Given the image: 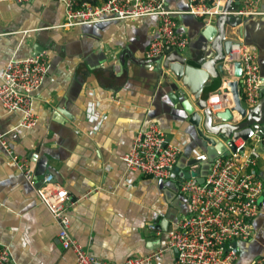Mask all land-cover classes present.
I'll use <instances>...</instances> for the list:
<instances>
[{
    "label": "crops",
    "instance_id": "obj_1",
    "mask_svg": "<svg viewBox=\"0 0 264 264\" xmlns=\"http://www.w3.org/2000/svg\"><path fill=\"white\" fill-rule=\"evenodd\" d=\"M64 1L0 0V70L14 56H33L36 46L50 60V70L35 95L34 109L40 117L36 127L16 132L22 116L7 113L0 105V133L7 135L18 160L30 161L38 176L34 183L28 182L0 146V243L10 246L19 264L75 263L74 255L60 246L58 226L38 195L44 177L52 174L70 194L71 232L86 250L108 262L125 264L129 258L162 249V258L150 264H175L176 251L167 250L166 239L150 227L155 225L161 232L174 229L187 214L186 199L174 180L157 181L127 171L122 160L137 134L151 123L159 124L182 150L177 177L186 174L190 161L204 151L170 104L171 89L158 78L156 65L146 59L158 36L159 19L62 28ZM167 5L173 11L188 9L187 0H167ZM260 10L264 17V0ZM201 21L190 17L183 25L177 19L176 31L193 38L177 56L199 55L195 44ZM79 78L80 88L75 83ZM215 87L212 82L206 92L213 93ZM72 91L76 97L71 101ZM90 91L97 101L98 124L88 118ZM188 100L197 108L191 92ZM206 164L201 163L192 175L206 176Z\"/></svg>",
    "mask_w": 264,
    "mask_h": 264
},
{
    "label": "built area",
    "instance_id": "obj_2",
    "mask_svg": "<svg viewBox=\"0 0 264 264\" xmlns=\"http://www.w3.org/2000/svg\"><path fill=\"white\" fill-rule=\"evenodd\" d=\"M25 4L33 0H14ZM188 13L203 20L205 26L214 25L223 15L241 20L260 17L262 0H240V5L225 11L226 1L187 0ZM65 23L62 28L93 25L110 20H131L156 17L160 25L158 36L152 40L146 51V59L165 57L169 49L183 52L188 49L191 40L176 31L177 17L180 11L169 9L167 0H101L93 5L87 0H65ZM223 7V8H222ZM240 62L243 76L240 80V100L249 110L260 101L262 79L258 64V51L240 40L225 62V82L213 94L208 107L215 114L232 110V94L227 82L233 79L234 63ZM50 70L49 55L29 56L18 59L15 56L0 70V105L7 113H20L21 122L16 132L36 127L40 117L34 109L35 95L44 83ZM228 89V90H226ZM90 122H99L95 115L97 101L93 91L88 93ZM94 112V113H93ZM234 115L239 118L237 113ZM97 129L99 128L96 125ZM95 127L93 130H97ZM0 146L15 162L17 170L24 178L34 183L38 176L32 163L26 159L18 160L11 149L7 135L0 133ZM182 150L169 139L166 131L157 123H151L146 130L135 137L130 150L122 156L127 171L157 181L174 180L181 195L186 199L188 211L167 231L166 249L175 250V264H236L239 259L237 242L250 241L254 236L253 221L260 215V199L264 197V180L261 165L264 155L260 150V141L256 136L245 141L232 140L223 155L209 160L210 168L204 177L192 175L201 163L209 159L206 151L197 153L195 159L201 163L187 165L188 172L176 176ZM38 195L48 208L58 226L57 240L63 251L74 255V264H114L96 257L86 250L72 235L69 207V192L55 183L52 174L44 177ZM150 230L158 236L155 225ZM160 249L148 256L129 258L125 264H150L162 258ZM0 264H19L12 254L10 246L0 243ZM257 264H264V259Z\"/></svg>",
    "mask_w": 264,
    "mask_h": 264
},
{
    "label": "water",
    "instance_id": "obj_3",
    "mask_svg": "<svg viewBox=\"0 0 264 264\" xmlns=\"http://www.w3.org/2000/svg\"><path fill=\"white\" fill-rule=\"evenodd\" d=\"M222 1H226L225 11L233 10L240 5V0ZM188 11L189 9L177 17L183 25L187 24L188 18H195ZM227 28L232 29L234 33H229ZM198 37L195 46L200 49V53L197 57L177 56L175 53L178 52L169 49L168 58L160 57L148 60V63L156 65L158 78H163L164 85L171 89L168 94L169 102L176 108L182 122L188 125L190 132L199 140L201 148L206 151L209 157L206 170L209 171V160L223 155L226 145H231L232 140L238 138L248 141L256 136L260 141V150L264 154V17L241 20L223 15L214 25L209 26H205L201 21ZM240 40L258 51L262 79L260 101L249 110L242 106L239 86L243 70L241 63L235 62L233 79L227 82L234 107L232 110L215 114L209 109L208 102L210 97L223 86L226 75L225 62ZM43 52L42 47L36 46L33 56H39ZM79 82H82L80 78L75 81L78 88L81 87ZM212 82L218 88L213 93L206 92ZM74 92L69 95L71 101L73 96L76 97ZM188 92L195 96L197 108L188 100ZM59 112L65 118L73 120L66 111L59 109ZM234 113H237L239 118ZM199 163L201 162L191 160L189 166ZM262 178L264 180V173ZM253 230L254 236L250 241H241L233 245L239 248V259L236 264H257L259 260L264 259V202L260 215L253 221ZM167 238V230H164L163 239L167 241Z\"/></svg>",
    "mask_w": 264,
    "mask_h": 264
},
{
    "label": "trees",
    "instance_id": "obj_4",
    "mask_svg": "<svg viewBox=\"0 0 264 264\" xmlns=\"http://www.w3.org/2000/svg\"><path fill=\"white\" fill-rule=\"evenodd\" d=\"M87 1H89V2H91L93 5H98V3H99V1H97V0H87ZM207 2H209V3H212L213 2V0H206ZM215 88H218V86H216Z\"/></svg>",
    "mask_w": 264,
    "mask_h": 264
},
{
    "label": "rangeland",
    "instance_id": "obj_5",
    "mask_svg": "<svg viewBox=\"0 0 264 264\" xmlns=\"http://www.w3.org/2000/svg\"><path fill=\"white\" fill-rule=\"evenodd\" d=\"M264 155V154H263ZM263 202H264V197H262L259 201L260 205L262 206L263 205Z\"/></svg>",
    "mask_w": 264,
    "mask_h": 264
}]
</instances>
